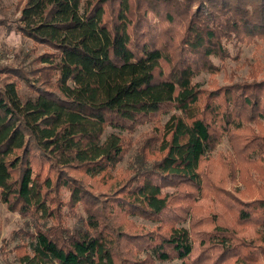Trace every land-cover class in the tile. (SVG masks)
<instances>
[{
	"label": "trees",
	"instance_id": "16d2710c",
	"mask_svg": "<svg viewBox=\"0 0 264 264\" xmlns=\"http://www.w3.org/2000/svg\"><path fill=\"white\" fill-rule=\"evenodd\" d=\"M17 28L46 47L0 77V196L37 222L23 264L264 261V78L196 81L225 66L230 45L264 40V0H26ZM145 124L135 164L112 183ZM225 138L230 180L245 168L257 197L209 168ZM208 192L235 224L208 226L197 207ZM244 224L256 237L236 236Z\"/></svg>",
	"mask_w": 264,
	"mask_h": 264
},
{
	"label": "rangeland",
	"instance_id": "374dc122",
	"mask_svg": "<svg viewBox=\"0 0 264 264\" xmlns=\"http://www.w3.org/2000/svg\"><path fill=\"white\" fill-rule=\"evenodd\" d=\"M26 0H0V77H6L7 67L26 66L36 56L43 53L46 47L35 43L32 39L25 37L17 28V20L20 17L22 7ZM233 57L225 62V66L214 74L203 72L196 77V81L204 87H212L213 84L224 85L232 80L250 79L256 77L264 78V40L254 41L252 43L242 44L238 48L235 45H230ZM216 63L221 64L219 59H214ZM22 92L27 89L24 85L21 86ZM169 118V115L163 117V122ZM152 129L151 124L140 126L132 135L134 144L125 158L113 170L115 176L112 183H117L126 174L129 167L135 164L137 147L142 138ZM110 132H118L117 129L108 127L104 137ZM233 150L227 138L214 151L212 158L208 161L209 168L213 171L214 177L223 175L229 181L226 184L229 191H235L241 198L251 199L259 195L260 180H256L255 184L252 180L244 181V169H237V174L234 179L230 180L228 168L229 166L224 159H221L219 152H229ZM246 165L243 164V167ZM253 172V173H252ZM257 169H252L251 174L256 175ZM109 186L102 187L106 191ZM100 190V189H98ZM167 191L175 190L173 187H167ZM197 207L203 214L206 213L207 223L209 227L220 222V216L225 215L226 223L235 224L236 219L234 210H224L223 206L217 202V198L212 192L201 195L197 201ZM66 207L63 209L65 210ZM79 211L82 208L79 207ZM214 212V213H213ZM211 214V215H210ZM130 219L135 225L144 226L151 229L158 225L156 221H150L140 216H133ZM75 219H69L72 224ZM36 219L30 215H24L18 210H12L0 196V263L1 264H23L21 262L22 255L31 252V238L36 229ZM185 225H190V218ZM236 236L244 239H252L256 237L259 226L256 224H244L236 226ZM144 253H139V258L143 259ZM181 260H154L146 261L141 264H180ZM100 264V259H98ZM259 264H264L260 261Z\"/></svg>",
	"mask_w": 264,
	"mask_h": 264
}]
</instances>
